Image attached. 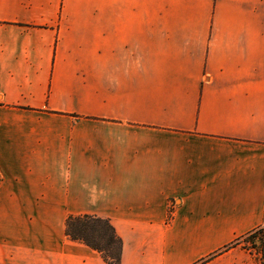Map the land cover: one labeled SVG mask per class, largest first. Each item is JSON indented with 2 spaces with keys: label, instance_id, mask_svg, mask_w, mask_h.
Here are the masks:
<instances>
[{
  "label": "crops",
  "instance_id": "0c3cea01",
  "mask_svg": "<svg viewBox=\"0 0 264 264\" xmlns=\"http://www.w3.org/2000/svg\"><path fill=\"white\" fill-rule=\"evenodd\" d=\"M264 264V0H0V264ZM226 248H230L227 249Z\"/></svg>",
  "mask_w": 264,
  "mask_h": 264
},
{
  "label": "trees",
  "instance_id": "16d2710c",
  "mask_svg": "<svg viewBox=\"0 0 264 264\" xmlns=\"http://www.w3.org/2000/svg\"><path fill=\"white\" fill-rule=\"evenodd\" d=\"M66 236L97 252L106 264H121L122 240L108 220L92 216L69 217L66 221ZM241 241L261 251L264 257L263 229L246 234ZM240 242L237 241L233 246L240 245Z\"/></svg>",
  "mask_w": 264,
  "mask_h": 264
},
{
  "label": "rangeland",
  "instance_id": "374dc122",
  "mask_svg": "<svg viewBox=\"0 0 264 264\" xmlns=\"http://www.w3.org/2000/svg\"><path fill=\"white\" fill-rule=\"evenodd\" d=\"M240 239L242 240V238H239V239H237L233 244H231L230 246H231V247H234L233 245H234L238 240H240ZM245 244H246V243H244V242L242 241V244L237 245V246H241L242 249H244V250H246V251H248V252H253V251H255V252H256L257 259H258V262L261 263V261H262V259H263L261 251H256V250H254V249L244 247ZM227 249H230V248H226V250H227Z\"/></svg>",
  "mask_w": 264,
  "mask_h": 264
},
{
  "label": "built area",
  "instance_id": "2783aa9c",
  "mask_svg": "<svg viewBox=\"0 0 264 264\" xmlns=\"http://www.w3.org/2000/svg\"><path fill=\"white\" fill-rule=\"evenodd\" d=\"M260 229H263V230H264V228H260ZM240 240H241V239H240ZM240 240H238V241L240 242ZM240 244H242V241L240 242ZM244 247H247V248H251V249H252V247H251L249 244H245Z\"/></svg>",
  "mask_w": 264,
  "mask_h": 264
}]
</instances>
